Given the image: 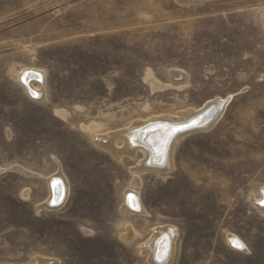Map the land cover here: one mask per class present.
Returning <instances> with one entry per match:
<instances>
[{"label":"rangeland","instance_id":"374dc122","mask_svg":"<svg viewBox=\"0 0 264 264\" xmlns=\"http://www.w3.org/2000/svg\"><path fill=\"white\" fill-rule=\"evenodd\" d=\"M26 68L45 72L44 101L19 84ZM218 99L214 126L139 186L143 156L118 160L93 139ZM0 167V264H149L139 248L156 226L176 228L171 264H264L251 201L264 188V0H0ZM59 171L67 202L39 209ZM129 188L146 215L121 212Z\"/></svg>","mask_w":264,"mask_h":264},{"label":"bare ground","instance_id":"6f19581e","mask_svg":"<svg viewBox=\"0 0 264 264\" xmlns=\"http://www.w3.org/2000/svg\"><path fill=\"white\" fill-rule=\"evenodd\" d=\"M171 75L175 81L186 79V75L181 71H173ZM45 79L44 71L33 68L23 69L18 76L19 84L36 102H42L46 98ZM228 102L218 99L207 103L199 110H187L176 116H161L150 118L151 120L148 121H136L128 127L112 133L93 134V139L100 148L110 152L118 160L124 157L135 160L140 154L143 156L132 168V172L135 174L132 186H139L140 177L146 173L167 174L172 172L175 167V147L180 139L196 130L207 131L212 128ZM193 124L196 126L191 128L190 126ZM119 140L120 146L117 144ZM12 170L25 176L30 175L21 167H13ZM2 171L4 169L0 167V173ZM47 184L48 198L39 205V209L50 212L61 210L67 202L70 192L67 178L59 171L49 176ZM23 197H29L28 191L24 193ZM251 201L256 208L264 209V188L261 191V196L259 198L253 196ZM121 212L133 216L147 214L136 189L129 188L125 191ZM86 232L91 234V231L86 230ZM136 235V231L129 226L121 237L125 243H131L135 238H138ZM177 235L176 228L173 226H156L150 238L141 244L140 254L147 257L149 264H171L176 252ZM228 238L233 250L243 253L248 251L246 244L237 236L229 235ZM234 241L242 244L244 249L235 247ZM38 264H59V262L41 257L38 258Z\"/></svg>","mask_w":264,"mask_h":264},{"label":"snow or ice","instance_id":"6c2138e0","mask_svg":"<svg viewBox=\"0 0 264 264\" xmlns=\"http://www.w3.org/2000/svg\"><path fill=\"white\" fill-rule=\"evenodd\" d=\"M234 246L240 248L241 250L244 249V246L242 244H239L238 242L234 241Z\"/></svg>","mask_w":264,"mask_h":264},{"label":"water","instance_id":"95a60500","mask_svg":"<svg viewBox=\"0 0 264 264\" xmlns=\"http://www.w3.org/2000/svg\"><path fill=\"white\" fill-rule=\"evenodd\" d=\"M196 125L195 124H193V125H191L190 127L192 128V127H195ZM190 127H188V128H190ZM198 131H202V130H196V131H194V132H198ZM191 133H193V132H191Z\"/></svg>","mask_w":264,"mask_h":264}]
</instances>
